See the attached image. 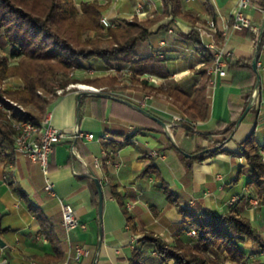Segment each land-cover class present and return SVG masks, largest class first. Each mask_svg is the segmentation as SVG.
<instances>
[{
	"label": "crops",
	"instance_id": "1",
	"mask_svg": "<svg viewBox=\"0 0 264 264\" xmlns=\"http://www.w3.org/2000/svg\"><path fill=\"white\" fill-rule=\"evenodd\" d=\"M73 1L80 9L83 2L91 0ZM180 5L195 22L166 15L150 26L152 34L147 39L137 41L131 57L108 63L98 57L81 58L83 72L88 68L95 72H77L74 77L87 83L95 77L116 76L117 83L107 92L142 106L160 117L166 127L119 101L89 90L79 91L84 92L79 101L76 89L55 95L45 112L50 113L54 127L70 134L55 144L49 156L47 177L55 195L44 188L45 175L39 163L16 153L10 162L0 160V237L5 242L0 246V258L6 257L9 264H129L132 250L143 247L147 264H174L172 259L161 261L151 245L143 242L144 234L152 232L169 244L176 240L196 244L195 234L183 223L178 208L167 200L161 182L176 195L182 207L208 208L217 215L234 209L250 221L264 241V202L255 203L258 189L249 184L246 160L237 154L239 144L253 131L264 158V101L256 104L249 98L258 75L259 95L264 99V43L259 47V39L264 42V0H253L246 10L257 33L247 28L231 29L236 0H180ZM162 10V0H108L102 15L123 26L133 16L145 20ZM209 18L216 23V35L232 53L229 63L238 59L252 61L256 55L257 71L252 69L251 61L247 63L250 70L246 64H237L232 70L227 66L226 75L217 76L212 88L206 85L207 117L191 121L194 132L187 134L186 115L165 96L144 92L135 79L151 74L157 82H148L150 85H175L191 94L201 80L196 70L204 61L186 34ZM245 31L258 36L257 40ZM140 59L144 60L138 63ZM130 66L132 71L128 70ZM22 85L15 76L2 81L7 90ZM94 87L104 92L102 86ZM249 103L251 106L244 113ZM231 126L224 151L201 160L196 158ZM75 129L93 133V137H76ZM203 133L215 134L205 138ZM110 142L122 145L112 149ZM72 146L74 154L70 151ZM152 151L157 154H151ZM149 163L158 169L160 180L152 173L142 174ZM89 170L101 183V219L98 208L92 204ZM60 200L74 207L80 222L76 228L66 230L62 225ZM30 206L42 214L43 220L37 218ZM75 245L89 251L79 261L73 257ZM240 249L255 264L264 263L258 243L246 241ZM208 253L225 264H235L214 247Z\"/></svg>",
	"mask_w": 264,
	"mask_h": 264
},
{
	"label": "trees",
	"instance_id": "2",
	"mask_svg": "<svg viewBox=\"0 0 264 264\" xmlns=\"http://www.w3.org/2000/svg\"><path fill=\"white\" fill-rule=\"evenodd\" d=\"M107 2L86 1L77 9L73 0H0V50L6 47L9 49L7 55L0 53V84L12 76L18 77L23 84L22 87L8 90L0 86V96L8 97L26 108L24 112L18 113V117L39 124L47 105L56 95L52 86L58 82L60 87H64L70 82L66 78L69 70L84 69L79 63L81 58L98 57L108 63L131 57L137 41L147 39L152 34L150 26L166 15L195 22L189 12L181 10L180 0H162L163 10L160 14L145 20L133 16L127 19L123 26L116 24L104 29L99 19L107 7ZM245 33L257 40L258 36L246 31ZM186 37L196 45L204 61L196 70L201 75V80L191 94L175 85L154 87L146 79L135 81L144 92L161 94L181 110L187 118L184 122L186 133L190 134L194 132L191 121H203L207 117L206 72L212 63L213 51L201 45L197 29L192 28ZM216 37L218 38V35ZM262 43V39H259V47ZM143 60L140 59L138 63ZM250 61L238 59L236 63H229L228 70H232L237 64H246L244 66L250 70L247 64ZM128 69L133 70L131 66ZM117 81L116 76L108 75L88 79L86 82L102 86V90L107 92ZM232 130L233 126L224 129L222 137L196 158L201 160L203 157L224 151L223 147ZM12 134L11 123L0 108V160L5 162L14 158ZM214 134L201 135L209 138ZM109 144L112 149L122 145L115 142ZM237 154L246 160L249 184H254L258 189L257 203L264 202V158L253 131L239 144ZM148 173L154 174L155 179L160 180L159 171L153 163L147 164L142 171L143 175ZM91 183L92 204L97 210L98 192L93 179ZM161 186L167 200L181 212L183 223L193 230L196 236L195 245L180 240L169 244L152 232L145 233L143 242L151 245L161 261L172 259L174 264H225L208 253V249L214 247L235 264H255L253 259L240 249V244L246 241L258 243L260 252L264 253V241L256 229L247 218L239 215L234 209L217 215L208 208L182 207L168 186L162 182ZM30 210L39 220H43L42 214L35 207L30 206ZM144 254L143 247L134 248L129 257V264H147Z\"/></svg>",
	"mask_w": 264,
	"mask_h": 264
},
{
	"label": "built area",
	"instance_id": "3",
	"mask_svg": "<svg viewBox=\"0 0 264 264\" xmlns=\"http://www.w3.org/2000/svg\"><path fill=\"white\" fill-rule=\"evenodd\" d=\"M253 0H236V5L233 10V20L231 23V29L239 31L242 29H250L257 33V28L254 27L250 19L247 17L246 10L252 6ZM100 24L106 29L108 26L116 25L108 16H100ZM201 45L204 48L211 49L213 51V60L211 65L207 68V88H212L215 84V79L217 76H224L227 72V66L232 58L231 51L226 49L225 42L223 39L217 38V27L216 23L212 18L207 19V21L196 27ZM223 38L225 33L223 32ZM163 44V41H160ZM264 46V45H262ZM74 71H70L69 76H73L78 71L83 72L84 69L73 68ZM111 69V68H110ZM109 69V70H110ZM131 71V69H128ZM89 74L95 72L94 69H86ZM85 71V72H86ZM145 79L150 83H156L157 79L151 74H145ZM2 87V83L0 84ZM76 89L77 92L81 90L89 91H100L92 85L77 82H68L64 87H56L55 94L60 95L68 90ZM250 98L253 103L260 104L264 99H261L259 95L258 86H254L250 93ZM0 108L6 114V118L11 123V128L13 130V151L16 154H21L27 156L31 161L37 162L41 166V170L45 175V186L44 188L52 195H55V190L53 184L47 177L49 171V156L53 151L55 144L60 142L62 139L70 136L67 132L54 127L51 124L50 113L45 112L41 122L39 124L33 123L31 120L26 118L18 117V113L24 112L25 109L18 102L5 97L0 96ZM180 119V117H175ZM74 135L76 137H83L90 139L93 137V133H83L82 131L75 129ZM72 154L75 150L72 146L70 148ZM151 154H157L152 151ZM241 158H244L241 156ZM95 163L99 164V160L95 159ZM76 172V171H74ZM258 200L255 199V203ZM60 210H61V221L62 225L66 230H71L80 225L79 217L74 209V207L65 201L60 200ZM191 234H195L193 230L190 231ZM88 248L82 245L74 246L73 257L75 260L79 261L83 256L88 254ZM155 254V252H153ZM0 264H9V260L6 257L0 258ZM37 264V263H31Z\"/></svg>",
	"mask_w": 264,
	"mask_h": 264
},
{
	"label": "water",
	"instance_id": "4",
	"mask_svg": "<svg viewBox=\"0 0 264 264\" xmlns=\"http://www.w3.org/2000/svg\"><path fill=\"white\" fill-rule=\"evenodd\" d=\"M261 34V33H260ZM256 61H257V57L256 55L252 58V61H251V67L252 69L256 72L257 71V68H256ZM259 83V77L257 75L256 77V83L255 85L257 86ZM84 92H79L78 93V101L80 100V97L81 95L83 94ZM89 93H92V94H95L97 96H101V97H105V98H109V99H113V100H116V101H119L131 108H133L134 110L142 113L143 115L147 116L148 118L158 122L161 126L163 127H166V123L158 116H156L155 114H153L152 112L146 110L145 108H143L142 106L126 99V98H123V97H119V96H116V95H113L111 93H108V92H100V91H91ZM79 105V104H78ZM250 103L247 105L244 113L250 108ZM184 155L186 157H190L191 155L190 154H187V153H184ZM89 173L92 177V179L94 180L95 182V185H96V188H97V192H98V215H99V219H101V216H102V205H103V194H102V188H101V183L99 181V179L95 176V174L89 170ZM98 232H99V241L98 243L100 244L101 243V240H102V229H101V226H99L98 228ZM5 245V242L1 239L0 237V246H4Z\"/></svg>",
	"mask_w": 264,
	"mask_h": 264
},
{
	"label": "rangeland",
	"instance_id": "5",
	"mask_svg": "<svg viewBox=\"0 0 264 264\" xmlns=\"http://www.w3.org/2000/svg\"><path fill=\"white\" fill-rule=\"evenodd\" d=\"M8 51H9V49L6 47L5 49H1L0 50V53H4V55H7L8 54ZM70 71H74V69L72 68L71 70H69V72ZM84 71V70H83ZM68 72V73H69ZM79 72V71H78ZM67 73V75H66V78L68 79V81H70V82H77V80L74 78L75 77V74L73 75V76H69V74ZM85 73H87L88 74V72L86 71V72H83V74L82 75H84ZM79 82H81V83H84L83 81H80V80H78ZM59 84L60 83H55L53 86H52V89L54 90L56 87H60L59 86ZM85 84H87V83H85ZM26 109V108H25Z\"/></svg>",
	"mask_w": 264,
	"mask_h": 264
}]
</instances>
